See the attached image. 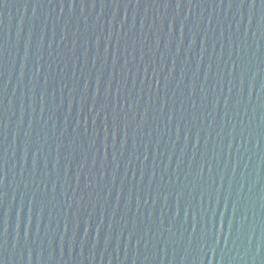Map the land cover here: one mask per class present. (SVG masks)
<instances>
[{"label":"water","instance_id":"obj_1","mask_svg":"<svg viewBox=\"0 0 264 264\" xmlns=\"http://www.w3.org/2000/svg\"><path fill=\"white\" fill-rule=\"evenodd\" d=\"M0 264H264V0H0Z\"/></svg>","mask_w":264,"mask_h":264}]
</instances>
